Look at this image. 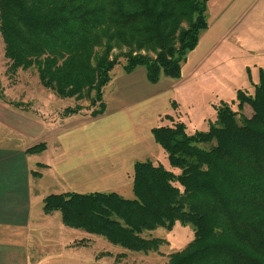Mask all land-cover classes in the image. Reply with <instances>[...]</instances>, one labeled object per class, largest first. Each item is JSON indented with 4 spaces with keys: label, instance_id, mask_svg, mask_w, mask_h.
<instances>
[{
    "label": "trees",
    "instance_id": "trees-1",
    "mask_svg": "<svg viewBox=\"0 0 264 264\" xmlns=\"http://www.w3.org/2000/svg\"><path fill=\"white\" fill-rule=\"evenodd\" d=\"M207 1L0 0L6 72L15 84L20 71L32 70L45 89L88 98L98 106L90 114L99 116L106 110L104 88L120 64L109 59L112 45L130 48L123 53L126 72L143 67L151 83L177 80L207 26ZM96 46L106 49L93 66ZM142 48L146 54H133ZM238 98L236 110L225 103L216 108L207 132L190 134L179 116H161L152 134L178 172L137 161L131 197L50 194L43 212H59L67 227L119 246L120 254H102L117 261L129 252L160 253L167 241L153 231L179 222L193 227L194 238L162 264H264V75L253 94L240 91ZM40 147L45 143L27 152Z\"/></svg>",
    "mask_w": 264,
    "mask_h": 264
},
{
    "label": "crops",
    "instance_id": "crops-1",
    "mask_svg": "<svg viewBox=\"0 0 264 264\" xmlns=\"http://www.w3.org/2000/svg\"><path fill=\"white\" fill-rule=\"evenodd\" d=\"M252 1L236 0L226 9L220 32ZM209 46L190 52L191 59L188 56L182 76L188 71L193 72ZM175 81L163 77L159 82L151 83L143 67L116 75L110 81L112 88L105 100V112L95 117L86 113L82 121L57 127L51 137L58 141L59 148L54 155L46 154L45 160L41 152L28 153L27 149L44 140L37 134L39 126L53 129L43 125L47 115H41L37 107H19V101L0 98V264H57L53 255L40 256L55 243H64L62 257H67V251H74L68 255L83 256L79 260H85L83 249L86 247L82 246L85 243H79L74 237L69 243V236L64 235L69 234L68 229L48 225L47 221L53 216L35 210L36 201L40 203L52 191L50 188H33L31 160L36 158L32 156L41 157L37 164L44 166L55 185H60L58 180H67V189L56 188L57 193L118 192L131 197L135 163L152 160L160 153L152 128L172 106L168 93ZM25 109L34 111L35 117L25 116ZM46 113L51 116L49 110ZM59 230L63 236L54 241L52 237ZM44 243L47 248H42ZM57 259H61L62 264H74L70 258Z\"/></svg>",
    "mask_w": 264,
    "mask_h": 264
},
{
    "label": "rangeland",
    "instance_id": "rangeland-1",
    "mask_svg": "<svg viewBox=\"0 0 264 264\" xmlns=\"http://www.w3.org/2000/svg\"><path fill=\"white\" fill-rule=\"evenodd\" d=\"M235 1H207L208 23L206 28L200 32L199 47L197 45L195 49L204 48L208 44L210 46L205 48L204 54L201 60L197 62L193 72L184 73L179 80L175 81V85L171 87L168 93L172 99V106L168 113L179 116L186 124L187 131L190 134L197 131H209L216 121V108L219 105L225 103L230 105L233 110L238 109L240 91L253 94L256 85L260 83L264 75V0H253L244 10L236 14L233 22L224 31L220 32L225 21L223 16L225 10L231 7ZM121 45L113 44L109 53V59H118L120 62L111 71L113 78L125 72L123 53L131 51L127 46L120 47ZM105 49V46L94 48L91 58L93 66L97 65L96 58L103 55ZM139 52L147 53L142 48L134 50L133 54ZM189 59H191V56H189ZM7 64L4 55V43L0 33V88L3 90V97L10 101H19L17 104L19 107H25V105L37 107L41 115H47L45 117L47 121L43 125L53 127L52 130L43 126L38 127L37 134L39 137H43L44 140H42L43 142L39 141L37 144L45 143V147H40L38 153L41 152V157L45 160L46 154L54 155L59 148L58 141L51 137L56 128L60 125L68 126L71 122L82 121L86 113L90 114L98 106H93L85 96H82V98L76 96L61 97L56 92L45 89L39 84L38 76L32 70L20 71L15 83L18 85L14 86L12 79L6 72ZM188 67L189 64L186 69ZM111 88V83L104 88L105 100ZM71 109L75 111H70ZM47 110L51 112V116H48ZM63 112L64 114H62ZM243 113L250 116L252 113L251 107L245 105ZM23 114L35 117L34 114L36 113L25 109ZM61 114L62 116H60ZM70 117L71 121H68ZM39 119L42 120V117L40 116ZM62 119L64 120L61 121ZM161 123L162 121L159 120L158 125ZM44 151L46 152L44 153ZM32 157L36 158L34 161L31 160L32 172L38 173L36 175L32 173V186L34 189L50 188V191H52L50 194H57L56 191L58 190H55L56 188L67 189V180H58L57 184L60 183V185H55L54 181L51 182L50 173L44 170L43 165L37 164L38 161H41V157ZM152 161L178 172V169L171 166L167 154L161 147L160 153L154 156ZM57 176L63 178L60 174H57ZM38 203L36 201L35 210L40 209L43 212V200ZM49 216H53V219L50 218L47 221L48 225L54 224V228L68 229L69 234L65 233L64 235L69 236V239L74 237L75 240H79V243L86 244L82 245L86 248L83 249L85 260L81 261L79 259H82L83 256L68 255V252L73 253L74 251H67V257H62L64 243H55V246L50 248H47L46 243H44L42 248H47V250L42 251L40 256L53 255L57 260V264H62L61 259L58 260L57 257L70 258L69 261L74 264H162L167 260L168 254L182 250L194 238V230L191 225H183L177 222L170 230L158 228L153 231L156 236L167 241L166 245L161 248L160 253L129 252L127 258L117 261L114 255L103 256L102 254L107 251L120 254L122 248L119 246L110 244L102 237L89 235L81 229L67 227L62 222L59 212L49 214ZM60 236H63L61 230L57 234L55 233L52 238L55 241L56 237H58L57 240L61 239ZM69 241V243H72L73 239Z\"/></svg>",
    "mask_w": 264,
    "mask_h": 264
}]
</instances>
